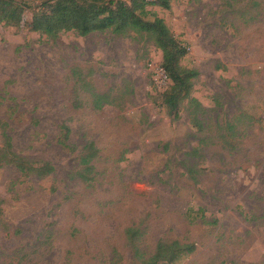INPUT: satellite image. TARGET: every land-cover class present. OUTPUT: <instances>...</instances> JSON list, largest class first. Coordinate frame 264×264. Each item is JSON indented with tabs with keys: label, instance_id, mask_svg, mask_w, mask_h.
I'll use <instances>...</instances> for the list:
<instances>
[{
	"label": "rangeland",
	"instance_id": "rangeland-1",
	"mask_svg": "<svg viewBox=\"0 0 264 264\" xmlns=\"http://www.w3.org/2000/svg\"><path fill=\"white\" fill-rule=\"evenodd\" d=\"M42 1L26 0L24 23ZM148 8L199 72L198 111L185 100L179 119L162 104L163 55L147 36L51 38L0 23V127L15 153L55 168L0 165V264H132V227L146 256L160 239L194 242L174 264H264V0Z\"/></svg>",
	"mask_w": 264,
	"mask_h": 264
},
{
	"label": "trees",
	"instance_id": "trees-1",
	"mask_svg": "<svg viewBox=\"0 0 264 264\" xmlns=\"http://www.w3.org/2000/svg\"><path fill=\"white\" fill-rule=\"evenodd\" d=\"M149 6L171 8V0H44L33 12L32 19L26 23L25 12L30 9L26 0H0V23L21 26L22 23L32 32H39L51 38H57L62 32L74 31L81 36L94 32L112 31L118 35L138 34L147 36L162 51L161 65L167 76L166 88L162 90L161 101L170 116L180 117V106L188 100L194 111H198L199 101L192 96L197 69L183 66L182 59L189 53L188 47L176 37L165 20ZM107 98V97H106ZM105 96L97 97L96 107L101 108ZM195 125L201 126L199 117H193ZM4 145L0 147V165L14 163L26 175L37 173L46 176L55 171L50 163L34 166L13 149L12 139L7 133V123H1ZM61 142L65 146L70 130L64 126ZM98 157L95 143H87L80 153V163L85 172L81 176L91 183L94 170L92 161ZM27 162L29 165H26ZM128 238L134 247L135 260L132 264H174L187 254L196 250L194 242L180 239H160L155 251L146 256L135 240L138 229L128 228Z\"/></svg>",
	"mask_w": 264,
	"mask_h": 264
},
{
	"label": "built area",
	"instance_id": "built-area-1",
	"mask_svg": "<svg viewBox=\"0 0 264 264\" xmlns=\"http://www.w3.org/2000/svg\"><path fill=\"white\" fill-rule=\"evenodd\" d=\"M162 69H163V67H162ZM163 71H164V69H163ZM164 73H165V71H164ZM165 79H166V81H167V76H166V74H165Z\"/></svg>",
	"mask_w": 264,
	"mask_h": 264
}]
</instances>
